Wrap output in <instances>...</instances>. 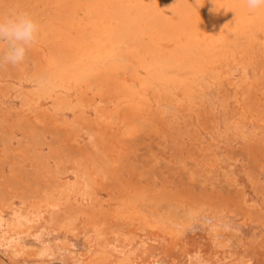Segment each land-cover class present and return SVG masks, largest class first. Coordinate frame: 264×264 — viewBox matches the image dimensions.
<instances>
[{"label":"rangeland","instance_id":"rangeland-1","mask_svg":"<svg viewBox=\"0 0 264 264\" xmlns=\"http://www.w3.org/2000/svg\"><path fill=\"white\" fill-rule=\"evenodd\" d=\"M47 1L45 0L46 3ZM26 2L0 0V7H3L2 10L0 9V18L26 12L23 8L31 4V0ZM156 3L151 7L145 5L138 7L132 4L130 6H134L133 8L125 9L129 19L127 27L135 28L138 26L136 23L152 22L154 19L152 12L158 8ZM41 8V10L45 9L43 5ZM251 33L252 37L250 35L246 39L239 37V41L237 39L232 46L236 54L242 57L240 60L242 66L245 65L246 60L248 61L246 64V67H249L248 73L255 79L250 94L245 92L240 83L239 67L242 66L237 68L235 63L227 65L223 63L222 68L229 74L226 73L225 76L224 72H220V76L213 80V82L217 81L214 82L215 84L208 76L195 80L193 95L184 97L182 101H178L179 95L175 90H169L163 95L164 97L162 96L163 99L157 101L147 94L149 100L152 98L149 101L150 105H146L145 109L135 115L123 104L113 110L110 100L114 98L117 84L114 80L108 79H100L95 83L101 89L96 97L92 96L95 92L79 97L85 105L83 113L85 118L78 110L74 115L66 111L68 114L60 113L61 116L47 110L46 106H36L32 111L34 114L30 111L23 113L22 103L25 99L23 93L31 89L39 92L44 79L39 71L34 70L33 82L27 84L26 80L18 79L10 64L0 62V80L6 79L0 85V89L5 88L9 91L5 96L0 90V109L2 108L0 110V217L9 219L14 217L13 215L25 216L33 204H38L45 198L60 199L61 190L65 189L67 195L61 209L50 214V219L42 221L45 229L52 230L45 232L44 237L55 240L60 238L61 244L63 242L65 244V238L70 236L72 229L83 228L84 234L80 236V243L87 237L92 238L95 233L91 231L95 229L96 234L107 238L123 235L125 231L130 230L133 220L128 222L120 215L113 218L111 214V209L117 207L116 202L129 198L145 205L147 210L156 209L162 215L186 217L198 226L214 227L215 234L212 240L214 244L225 245L231 256L240 258L242 264H246L249 260H252L251 264H264V128H262L264 127L262 126L264 125V94L262 93L264 92V53L261 50L264 41L258 32ZM247 46L250 49H247ZM5 47L0 43V56L3 55ZM59 51L62 52L61 49ZM222 54L218 58L219 61H224ZM255 59L257 60L254 61ZM29 63L31 66L32 63L30 61ZM234 71L235 76H232ZM235 83L239 87H236ZM234 86L236 94H232ZM215 89L220 91L219 94ZM170 91L177 95H173ZM72 97L76 100V97ZM226 104L228 108L225 107ZM221 109H227V112ZM98 116L110 117L113 123L117 122V125L110 124L106 132L108 138L115 142L113 148L98 140L92 128V125L97 123ZM239 123L241 126H237ZM120 124L137 126L141 132L139 129L138 134L122 137L119 133ZM229 126L233 127L229 129ZM223 133H226V136ZM248 135L250 137H247ZM74 137H78L79 141H75ZM82 181L88 185L83 192L85 199L79 197ZM206 207L209 213L205 210ZM193 209L195 213L190 216V212H194ZM146 213L148 214V211ZM147 225L139 222L135 232L130 234L133 240L139 241V244L148 241ZM30 238L35 240L33 237L28 239ZM7 254L8 251L0 246V257H2L0 263L12 264ZM21 260H18V264H24ZM63 263L78 264L62 256L48 259L45 264Z\"/></svg>","mask_w":264,"mask_h":264},{"label":"bare ground","instance_id":"bare-ground-1","mask_svg":"<svg viewBox=\"0 0 264 264\" xmlns=\"http://www.w3.org/2000/svg\"><path fill=\"white\" fill-rule=\"evenodd\" d=\"M24 1L27 3L26 0ZM154 3L157 4L158 8L154 12L151 11L154 18L152 22L136 23L138 26L135 25V28L127 27L129 19L128 12H125V9L129 8L130 10V5L132 4L151 7ZM42 5L45 8L44 10H41ZM2 8L0 7L1 10ZM23 9L27 13L32 14L43 26L42 36L39 42L28 51L27 58L23 64L10 66H12L11 68L18 79L21 81L26 80L27 84L34 79V70L39 71L41 77L44 79V84H41L42 89H39V92H37L38 90L31 89L32 91L29 90L27 93H23L25 96L22 103L23 113L27 111L32 113L36 106H46L47 110H50L54 114L62 113L63 115V113L68 111V113L70 112L71 115L72 113L74 115L76 110H78L83 116L85 105L79 97L89 92H95L92 96L93 98L96 97L100 94L101 89L95 83L100 79H108L114 80L117 84L114 98L110 100L113 110L118 109L123 104L132 114H139L138 112L145 109L146 105H150L149 101L152 98L149 100L147 94H150L157 101L158 99L161 100L162 96L169 90H175L179 95L178 101H182L184 97L193 95L194 91L192 88L195 86V80H201L204 76H208L213 82L214 79L220 76V72H224L225 76L226 73L229 74V72L222 68L224 67L223 63L226 65L235 63V66L238 68L241 65L240 60L242 57H239L240 54H236L232 46H234L233 42H236L239 37L246 39L252 34L251 32L256 31L264 41V15L251 18L243 0H48L47 3L45 0H36L35 2L31 0V4L29 3L28 6H24ZM239 45H241L240 42ZM256 46L254 47L257 49L258 46ZM60 49L62 52L59 51ZM247 49L250 48L248 47ZM261 50L264 53V46ZM252 52L254 53L253 50ZM221 53H223L224 61H219L218 59ZM227 53L230 55H227ZM246 56L248 55L246 54ZM29 61L33 67H31L32 65L30 66ZM244 64V66L241 65L242 67H239L241 75L240 83L244 87L245 92L250 94L249 91L255 79L248 73L249 67H246L248 61L246 60ZM232 76H235V71ZM236 76L238 77V75ZM4 81L0 80V85ZM214 82L213 84H215ZM0 90L4 92L5 96L9 93L5 88H1ZM234 90L235 86L232 94ZM255 90L257 91L256 88ZM203 92L205 95V91ZM215 92L219 94L220 91L216 90ZM262 93L264 94V92ZM72 96L76 97V100ZM244 96L246 95L244 94ZM159 103L158 101L157 104ZM223 111L227 112V109ZM220 113L222 114L223 112ZM112 121L110 117L98 116L97 123L92 125L98 140L104 142L106 145L108 144L107 146L111 148L115 146V142H112L108 138L106 132L108 126L113 123ZM181 122H184V120H181ZM113 124L117 125V122ZM239 124L237 126H241ZM237 126L236 129H238ZM232 127L229 126V129ZM139 129L137 126L131 127L120 124L119 133L122 137H131L138 134ZM245 129L244 131H246ZM260 130L258 131L260 132ZM223 134L226 136V133ZM249 135L247 137H250ZM74 138L75 141H79L78 137ZM83 181L80 199L84 198L83 192L88 187ZM61 194L60 199L45 198L38 204H33L25 216L13 215L14 217L9 219H2L0 217V246L8 251L7 255L11 258L10 262L12 264H18L19 259H22L21 261L24 264H45L48 262V259L51 260L60 256L78 264H156L159 262V264H219L221 262L225 264H242L240 258L231 256L225 245L214 244L212 241L215 234L214 227L198 226L186 217L181 218L170 214L168 216L162 215L156 209L147 210L145 205L129 198L116 202L117 207L111 209L113 218L120 215L128 222L129 220H133L132 228L125 231L123 235L107 238L96 234L97 231L95 229L91 231L95 233L94 235L92 234V238L87 237L79 243L80 236L84 234V230L83 228H74L70 231V236L65 238V244L64 242L61 244L60 238L57 240L47 239L44 237V234L51 229H45L42 221L50 219V214L58 212L61 209L67 195V190H61ZM206 209L208 208L206 207ZM147 211L148 214L146 213ZM193 213H195V210L192 213L190 212V216ZM139 222L148 224L149 229L148 241H143L140 244L138 243L139 241L133 240L130 235L135 232ZM222 226H220V229ZM235 231L237 230L235 229ZM29 237H33L35 240H31L32 238L29 240ZM251 261L249 260L246 264H251ZM0 264L3 263L1 262Z\"/></svg>","mask_w":264,"mask_h":264},{"label":"clouds","instance_id":"clouds-1","mask_svg":"<svg viewBox=\"0 0 264 264\" xmlns=\"http://www.w3.org/2000/svg\"><path fill=\"white\" fill-rule=\"evenodd\" d=\"M251 18L264 15V0H243ZM43 26L27 12L0 18V43L6 47L0 62L21 65L42 36Z\"/></svg>","mask_w":264,"mask_h":264}]
</instances>
